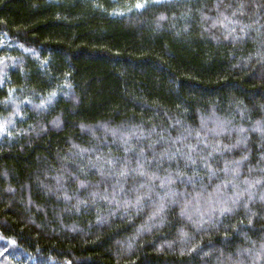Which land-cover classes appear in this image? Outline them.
I'll return each mask as SVG.
<instances>
[{
	"label": "trees",
	"instance_id": "1",
	"mask_svg": "<svg viewBox=\"0 0 264 264\" xmlns=\"http://www.w3.org/2000/svg\"><path fill=\"white\" fill-rule=\"evenodd\" d=\"M0 125V264H264V0H0Z\"/></svg>",
	"mask_w": 264,
	"mask_h": 264
},
{
	"label": "snow or ice",
	"instance_id": "2",
	"mask_svg": "<svg viewBox=\"0 0 264 264\" xmlns=\"http://www.w3.org/2000/svg\"><path fill=\"white\" fill-rule=\"evenodd\" d=\"M145 6H146V4H144V3H137V4L135 5V7H136L137 9L143 8V7H145ZM161 19H163V17H161ZM206 19H207V18H206ZM226 19H227V17H225V20H226ZM212 27H216V23H215V22L212 24ZM3 132H7V126H6V125H0V133H3ZM8 134L11 135V133H8ZM188 159L191 160V162H192L193 164H195V160H192L191 156H189ZM205 166H207V165H205ZM122 174H125V173H122ZM82 186H83V185H82ZM224 187H227V185H225ZM217 192H219V186H218V188H217ZM210 195H211V194H210ZM65 198L67 199L68 197H65ZM239 200H240V195L237 194L236 197H235V199L232 200V203H233L234 205H238ZM232 211H233V208H230V207H222V208L220 209V215H221V216H224V215L230 214Z\"/></svg>",
	"mask_w": 264,
	"mask_h": 264
}]
</instances>
